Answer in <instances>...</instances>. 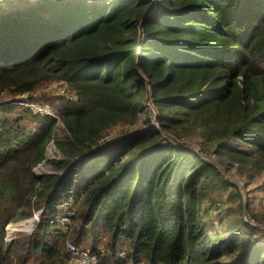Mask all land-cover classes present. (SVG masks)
Masks as SVG:
<instances>
[{
    "label": "trees",
    "instance_id": "obj_1",
    "mask_svg": "<svg viewBox=\"0 0 264 264\" xmlns=\"http://www.w3.org/2000/svg\"><path fill=\"white\" fill-rule=\"evenodd\" d=\"M18 2L0 11V264H67V237L106 264H264V0ZM59 78L74 98L32 94ZM51 139L57 171L37 174ZM64 201L68 230L47 221Z\"/></svg>",
    "mask_w": 264,
    "mask_h": 264
},
{
    "label": "built area",
    "instance_id": "obj_2",
    "mask_svg": "<svg viewBox=\"0 0 264 264\" xmlns=\"http://www.w3.org/2000/svg\"><path fill=\"white\" fill-rule=\"evenodd\" d=\"M52 86L51 87L54 88L55 90H53L51 92H53L55 94L63 95V96H66L68 98H74L75 97V94L67 88V84L62 78H59V79L53 81ZM19 97L20 98H19L18 102L20 104L30 107V109L33 110L34 112H39L42 114H49V115L55 117L56 120L59 122L58 113L49 104L42 102L40 100L29 99V98H27V95L25 93L20 94ZM146 103H149V102H146ZM153 123H154V125H156L154 118H153ZM50 143L54 144L52 139L46 144V152H47V147ZM54 146H55V144H54ZM45 157H46V153H45ZM45 157H44V159L38 161L37 163H35L33 165V170L35 171V173L40 174L43 172L46 173V172L57 171V170H52V169L51 170L38 171L36 169V166L38 164H40L41 161L43 162L46 160ZM58 157H60V154L56 155L55 157H51V158H58ZM40 211L41 210L35 211L31 217H28L26 219L8 222L5 226L6 234H7V235H5V239H10L13 235V233L11 235H8V232H9V231H7L8 229H11V230L23 229V227H18L19 225L25 226L26 230L31 231L32 227L34 226V223L41 220V214H40L41 212ZM73 213H74V210L70 206V203L68 201H64L62 203V205H60L58 211L55 214L50 215L47 218V221L51 224H54L55 226H57L58 228H60L62 230H68V229H70L71 217H72ZM248 221L253 223L252 218H249ZM64 245H65V248L68 252V257L66 260L67 264H106V263H103L100 261L101 254L104 253V247L102 245H98L97 248L93 250V249H90L88 247L78 246L74 242V240L70 237H67L65 239ZM125 255H126L125 246L120 247L116 251V257H118V258H124ZM123 264H144V262L139 259L136 261L124 262Z\"/></svg>",
    "mask_w": 264,
    "mask_h": 264
},
{
    "label": "rangeland",
    "instance_id": "obj_3",
    "mask_svg": "<svg viewBox=\"0 0 264 264\" xmlns=\"http://www.w3.org/2000/svg\"><path fill=\"white\" fill-rule=\"evenodd\" d=\"M18 1H20V2H22L23 0H0V11L1 10H10V9H12V8H14L19 2ZM52 84H53V82H51V83H48V84H45V85H43L40 89H37V91L36 92H33L32 94H34L35 95V93H36V95L38 94V93H43V92H51V91H53V90H55L54 88H52L53 86H52ZM52 86V87H51ZM149 89H148V87H147V91H148ZM52 94H53V92H51ZM148 95V94H147ZM7 96V95H6ZM3 98H6L5 97V95H3L2 93H1V95H0V100H2ZM146 102H149V99H146ZM143 114L141 113V114H139V120H138V123L137 124H140L141 123V121H142V118H143ZM118 131V128H116V131H113L112 133H111V135H109L108 136V138L109 137H111V136H113L114 134H115V132H117ZM106 144V142L105 143H103V145H105ZM106 146V145H105ZM58 154H60V152L58 151V149L54 146V144H52V143H50L49 145H48V147H47V152H46V157H45V161H41L40 162V164H38L37 166H36V169L38 170V171H44V170H55L51 165H50V161L51 160H53V159H55V158H51V157H55L56 155H58ZM228 175L229 176H231V177H236V178H240V179H242V177H238V173H237V171L235 170V167H234V165H233V168L232 169H230V171L228 172ZM259 181V179H257L255 182H253V183H251L249 186H250V188H253V187H256L257 186V182ZM252 192L250 193L251 195H253V194H255V198H254V200H253V202H252V205H254L255 206V208L254 209H256V210H258L261 206H260V203H259V198H261V191L260 190H257V189H255V188H253L252 190H251ZM263 194V193H262ZM34 226H35V224H34ZM33 226V227H34ZM18 227H23V229H18V230H16V229H14V230H11V229H8L7 231H9L8 232V235H11L12 233H13V235H15V233H16V231H22V232H30V231H28V230H26L25 229V226H18ZM33 227H32V229H33ZM31 229V230H32ZM7 235V234H6ZM99 245H102L101 243L99 244Z\"/></svg>",
    "mask_w": 264,
    "mask_h": 264
},
{
    "label": "water",
    "instance_id": "obj_4",
    "mask_svg": "<svg viewBox=\"0 0 264 264\" xmlns=\"http://www.w3.org/2000/svg\"><path fill=\"white\" fill-rule=\"evenodd\" d=\"M147 94H148V91H147Z\"/></svg>",
    "mask_w": 264,
    "mask_h": 264
}]
</instances>
